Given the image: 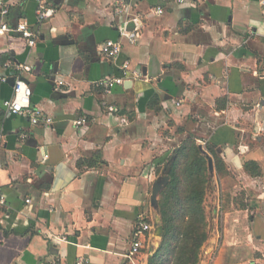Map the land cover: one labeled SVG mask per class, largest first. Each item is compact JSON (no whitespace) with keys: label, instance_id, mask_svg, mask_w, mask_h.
I'll return each mask as SVG.
<instances>
[{"label":"crops","instance_id":"0c3cea01","mask_svg":"<svg viewBox=\"0 0 264 264\" xmlns=\"http://www.w3.org/2000/svg\"><path fill=\"white\" fill-rule=\"evenodd\" d=\"M2 1L0 23L26 22L38 38L30 46L19 33L0 35V77L8 61L29 64L32 104L53 123L8 114L12 77L0 80V264H148L152 230L134 258L132 233L138 216L154 226V184L189 136L229 171L211 173L199 264H264L259 0H45L56 11L44 20L37 0ZM134 18L133 42L119 29L133 30ZM107 40L121 43L117 58L102 53ZM126 61L125 82L105 92L98 82L122 76ZM80 117L84 132L73 125Z\"/></svg>","mask_w":264,"mask_h":264},{"label":"trees","instance_id":"16d2710c","mask_svg":"<svg viewBox=\"0 0 264 264\" xmlns=\"http://www.w3.org/2000/svg\"><path fill=\"white\" fill-rule=\"evenodd\" d=\"M205 149L214 159L217 178L226 175L229 171L216 149ZM207 153L189 136L170 156L166 167L170 181L159 196L164 239L148 264H199L211 231L205 198L213 189V177ZM221 198H225L223 192Z\"/></svg>","mask_w":264,"mask_h":264},{"label":"built area","instance_id":"2783aa9c","mask_svg":"<svg viewBox=\"0 0 264 264\" xmlns=\"http://www.w3.org/2000/svg\"><path fill=\"white\" fill-rule=\"evenodd\" d=\"M183 1V0H179ZM39 4L38 15L40 20L48 19L55 13V8L46 4L45 0H37ZM261 10L264 13V0H259ZM123 6L118 9V12L122 13ZM9 12V7L0 0V13L6 16ZM156 13L162 14L163 9L157 8ZM132 20V19H131ZM135 28L133 30L128 29V22H125L120 27V34L127 36L131 41H136L139 35L142 22L138 18H134ZM16 32L19 33L22 37L28 40L30 46H34L37 42V34L34 33L28 26L26 22H19L17 26L12 27L7 21L0 23V35L6 33ZM122 50L121 43L116 40H107L101 47L102 53L109 58H117ZM129 62H124L122 68L124 69V74L120 77H108L103 78L98 83L103 88L105 92H110L114 87L121 85L125 82L129 70ZM4 73L0 77V80L7 82L9 78H14L15 83L13 85V96L12 98L5 100L3 106L6 109L8 114H21L29 118L30 122L33 125H50L53 123V118L49 116L43 109L32 104V88L27 82L24 71H29L31 66L29 64H16L14 65L11 61L4 63L3 65ZM63 84V82H60ZM109 110H114L113 105L109 104ZM120 123H128L126 116L120 118ZM73 125L79 129L81 132H84L89 127V121L86 117H80L73 120ZM30 202V200H28ZM5 204L4 196H0V206ZM152 222L148 221L145 217L138 216V220L135 224L133 233H132V242L130 244V249L128 257L134 258L141 254L143 248L146 245V239L150 231L152 230ZM85 259L80 257L75 264H84ZM67 264V263H66Z\"/></svg>","mask_w":264,"mask_h":264},{"label":"water","instance_id":"95a60500","mask_svg":"<svg viewBox=\"0 0 264 264\" xmlns=\"http://www.w3.org/2000/svg\"><path fill=\"white\" fill-rule=\"evenodd\" d=\"M10 82H11V84L14 85L15 79L14 78H11L10 79ZM208 164H209L210 173H213L214 172V166H213V160H212L211 157H208ZM169 171H170V168H167L166 169V173L163 176L159 177V179L154 184L153 191H152V195H151V200L153 201L152 196H153L156 188H158V186H159L160 189L156 193V203H155L156 204L155 206H156L158 215L160 217V224H161L160 228H161V235H162V240H161V243H160L159 248L162 245V242H163V239H164V234H165V228H164V224H163V221H162L161 208H160V204H159V195L165 189V187L167 186V184L170 181ZM159 248L154 253H153V248L150 249V251H149L150 256H154L158 252Z\"/></svg>","mask_w":264,"mask_h":264},{"label":"rangeland","instance_id":"374dc122","mask_svg":"<svg viewBox=\"0 0 264 264\" xmlns=\"http://www.w3.org/2000/svg\"><path fill=\"white\" fill-rule=\"evenodd\" d=\"M207 205H208V203L205 202L206 209H207ZM207 218H209L210 224H211V219L209 217L208 211H207ZM153 220H154V226L152 229V236H151V240H150V244H149V251H150V249L153 248V253H154L159 248L161 240H162V235H161V233L160 234L158 233V228H157V227L161 226V224H160V217L158 215L156 206H154ZM201 255H202V251H201Z\"/></svg>","mask_w":264,"mask_h":264},{"label":"bare ground","instance_id":"6f19581e","mask_svg":"<svg viewBox=\"0 0 264 264\" xmlns=\"http://www.w3.org/2000/svg\"><path fill=\"white\" fill-rule=\"evenodd\" d=\"M157 228H158V233L160 234V233H161V228H160V226L157 227Z\"/></svg>","mask_w":264,"mask_h":264}]
</instances>
